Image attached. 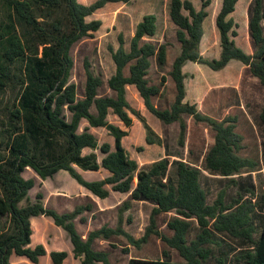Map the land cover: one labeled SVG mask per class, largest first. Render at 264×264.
<instances>
[{"label":"trees","instance_id":"16d2710c","mask_svg":"<svg viewBox=\"0 0 264 264\" xmlns=\"http://www.w3.org/2000/svg\"><path fill=\"white\" fill-rule=\"evenodd\" d=\"M112 1L130 0H96L88 5L80 0H0L5 9V18L0 21V97L8 94L7 102L0 103V264H12V254L25 256L33 263H39L40 257L47 254L42 243L30 246L31 219L41 215L51 217L68 234L79 264H113L111 252L97 246L99 240L123 236L129 243L123 251L128 253L130 246L141 248L151 235H157L164 243L163 257H131L128 264H264V213L258 212L259 208L264 209V191L258 201L253 200L256 192L252 176L259 171L260 162L241 155L245 146L243 136L236 130L237 117L217 120L184 101L183 72L187 61L220 70L236 59L264 84V0H252L250 5L253 54L237 45L235 22L227 19L237 0H223L216 19L222 52L220 58L213 59L200 50L203 21L212 0H200L199 10L191 0H169V17L180 44V52L168 72L175 87V99L169 108L156 104L160 86L151 84L148 76L153 58L158 67L166 65L169 46L168 42L159 44L146 39L157 33V16L153 13L144 15L137 24L129 50L124 46L122 33L118 36V48L109 46L116 66L107 80L110 94L100 93L105 80L85 59L86 83L83 95H79L72 80L73 47L92 37L102 25L100 19L87 21L86 17ZM165 81L163 75L161 84ZM128 85L137 88L146 108L164 124L179 122L181 147L188 130L187 116L208 125L215 142L205 156L204 169L212 175L230 178L227 185H237L239 194L226 202L224 188L213 203H208L200 168L183 159L171 161L169 155L143 167L130 158L122 143L129 131L109 121L110 110L127 128L133 124L130 113L134 114L144 125L148 144H161L162 138L131 106ZM83 120L88 124L81 131ZM260 120L264 124V108ZM91 127L106 128L115 139V149L109 142L100 144ZM84 148L100 149L102 161H98L96 152L84 154ZM77 167L93 171L104 167L110 175L87 180ZM28 168L42 179L66 170L100 198L110 195L106 188L110 184L114 191L130 193L125 207L131 200L152 203L145 234L135 238L121 225L104 224L84 237L76 220L86 223L88 217L84 213L98 209L97 204L90 201L72 211L59 212L45 205L41 192L33 201L30 190L35 180L23 175ZM244 172L248 173L246 178H242ZM245 191L253 197L245 198ZM170 212L174 216L167 220L166 227L171 235L158 227L159 216ZM194 229L196 232L190 238ZM171 249L183 260L173 261ZM67 257L66 250L50 251L53 264H63Z\"/></svg>","mask_w":264,"mask_h":264},{"label":"rangeland","instance_id":"374dc122","mask_svg":"<svg viewBox=\"0 0 264 264\" xmlns=\"http://www.w3.org/2000/svg\"><path fill=\"white\" fill-rule=\"evenodd\" d=\"M81 2L91 3L96 0H80ZM169 0H130L128 3L117 2L111 6H104L99 10V13L94 15L103 19L105 24L100 28V30L94 32L92 37H87L78 42L73 47V57L75 60V66L73 69L72 80L76 82L78 86V93L80 96L83 95L84 87L86 83V70L84 61L87 59L92 69L95 73H100L104 80L105 84L101 88V94H110V91L107 87L108 78L115 72V63L112 59L109 46H113L115 49L119 46V32H123L125 38V45L128 49L130 47V39L133 33V29L141 19V17L147 12H156L158 16V32L151 40L154 42H162L163 38H168L169 40L177 41L174 31L173 23L167 19V7ZM242 2L247 0H241ZM124 2V3H123ZM133 2V3H132ZM125 4L124 7H117L119 4ZM220 3V0H212V9L217 8ZM195 4L199 7V3L195 0ZM187 12V11H186ZM118 14L116 23H114L115 16ZM93 16V17H94ZM5 18V9L1 6L0 3V21ZM90 20V18L88 19ZM242 36V33H241ZM213 36L209 33L207 34L202 42V49L207 54V58H210L216 54L214 47H218L217 39L215 38L212 41ZM240 44L242 39L239 38ZM249 50V49H248ZM173 57V50L169 55V59ZM206 57V56H205ZM168 59V61H169ZM211 59V58H210ZM154 77V74H152ZM172 86L174 83L172 81ZM134 87V86H133ZM131 87V88H133ZM128 99L133 107L138 108V100L142 99L139 93L137 94L132 89H128ZM8 100V94L3 98L0 97V103L5 104ZM132 114V113H131ZM151 114V113H150ZM134 115V114H133ZM155 118L154 115H152ZM134 118L137 117L134 115ZM110 122L123 126L126 129V126L123 125L122 121L115 115L112 110L108 116ZM203 123V122H202ZM88 124L86 120H83L80 130ZM171 124L169 133L164 132L165 139L169 144H177V133L176 129L179 126ZM130 128V127H129ZM127 128V130L129 129ZM132 129V127L130 128ZM140 128V133H136L134 141L126 140V150L130 158L135 159L138 164L143 167V164L149 163L151 161H156L159 158L163 157L162 148L164 145L159 143H154V146L146 143L145 139V129ZM92 131V130H90ZM129 131V130H128ZM99 140V143L103 142H113V136L110 135L107 129L95 128L92 131ZM144 132V135H143ZM166 142V141H165ZM114 147V146H113ZM93 150L86 149L85 153L91 152ZM99 158V161L103 158V154L100 149L94 150ZM165 152V151H164ZM168 154L167 152L164 153ZM242 154L247 155L250 158L257 160V156L260 158V169L259 171L253 172V181L255 184V196L249 191H245L243 194L245 198L253 197V200H259L261 194L264 191V159L261 156V148H246L243 149ZM246 156V157H247ZM207 170L204 171L205 178H209L210 181H206L205 178H202L204 182V189L207 195V202L213 203L217 198L219 192L225 188L226 190V202H229L231 195L235 196L239 194V187L237 185H227L230 178L221 177L219 175H207ZM84 177L89 180L103 179L108 176V171L104 168H101L98 171L85 170ZM171 174V173H170ZM210 174V173H209ZM23 175L26 178H33L35 180L34 187L30 190V197L34 201L36 200V195L38 192L43 194V201L45 205L57 209L59 212L74 210V208L82 203H88L92 201L90 196H85L82 193L85 189L81 184H79L68 171H60L55 174L54 177L42 179L39 175L35 173L31 168H28ZM248 176L247 172H244L242 178ZM240 178L238 176H235ZM111 191V194L108 198L100 199L97 196L92 197L97 201L99 208L104 209L105 211H94L85 212L84 214L88 217V222L81 223L77 219V228L81 234L87 235L90 230L100 228L102 225L107 224L110 226L121 225L125 228L130 234L135 236V238H140L145 234L147 226L150 224V215L153 209V204L149 202L131 200L128 201L129 205L124 206L125 202L129 198V193L115 192L112 189L111 185H107ZM227 186V187H226ZM89 194V192H88ZM91 194V193H90ZM259 213L263 214L264 209L259 208ZM174 213H164L161 214L158 218V227L167 234L171 233L167 227L166 222L169 220ZM195 221H193L194 223ZM32 227L33 235L31 247L42 243L47 249V254L40 257L39 263H33L25 256H19L12 254L11 263L12 264H53L50 258V251L54 249L58 250H67L69 251L68 258L64 261L63 264H79V259L75 258L72 252V243L68 234L59 226H57L53 219L48 216H36L32 218ZM195 233V230L192 231ZM114 244V245H113ZM129 243L123 236H116L112 240H99L97 246L99 248L108 249L111 252V261L113 264H128V261L131 257H142L157 259L161 258L162 250L165 248L164 243L157 235H151L149 241L144 243L141 248L135 246H130V251L125 253L123 247L128 246ZM173 259L177 260L178 258L182 261L183 258L178 254L172 252ZM178 261V260H177Z\"/></svg>","mask_w":264,"mask_h":264},{"label":"crops","instance_id":"0c3cea01","mask_svg":"<svg viewBox=\"0 0 264 264\" xmlns=\"http://www.w3.org/2000/svg\"><path fill=\"white\" fill-rule=\"evenodd\" d=\"M191 1L193 2L194 6L196 7L197 10H199L201 8L200 0H197V2L199 3V7H197V5L195 4V0H191ZM93 2H95V1H93ZM93 2H91V3H93ZM117 2H122V1L107 2L104 6H106V7H107V5L111 6L112 4L117 3ZM251 2H252V0H247L244 2H242L241 0H237L235 10L227 16V19L232 18L235 22L234 28L237 30L238 34L234 37V39H235L237 45L239 47H241L248 54H253V52H254L251 37H250V32H249V19H250ZM82 3L87 4V5L91 4V3H86L83 1H82ZM123 3L119 4V6H117V7H111V8H119L121 6L124 7L125 4H123ZM125 3H128V2H125ZM168 3H169V1H168ZM222 5H223V0H220L218 7L212 9V1H211V4L208 7V16L203 21L204 34H203V37H202V40L200 43L201 53L207 57V54L202 49V42H203L204 37L207 34L210 33L213 36L212 41L216 38L217 43H218V47H214L216 54L214 56L210 57L211 59L220 58L221 52H222V47L220 44V31H219L217 24H216L217 15L219 14V12L221 10ZM103 7H101V8H103ZM101 8L97 9L93 14L87 16L86 20L91 21L94 19H100L99 17H95L94 15L98 14L99 10ZM184 12L187 13L186 11H184ZM150 13H153L157 16L156 12H150ZM146 14H149V12L145 13L144 15H146ZM144 15L141 17V19L138 21V23L140 21H142ZM166 15H167V19L170 21L168 9H167ZM115 17L116 18H115L113 24L116 23L118 14H116ZM89 18H90V20H88ZM101 21H102V25L100 28H102V26L105 24L103 19ZM137 24H136V26H137ZM171 24H172V22H171ZM172 25H173V31L175 34L176 28H175L174 24H172ZM136 26L133 29V33H131L132 34L131 39L135 33ZM158 28H159V24H158V16H157V32H158ZM120 33H123V32H119V34ZM241 33H242V36H241ZM155 35H157V33ZM154 36L153 37H146V39L151 40L152 38H154ZM239 38L242 39V43H244V45L240 44ZM131 39H130V42H131ZM124 40H125V38H124ZM163 42L169 43L168 51H167V63L163 68H160V67H158V65L156 63V59L153 58L152 59V65L150 67L148 76H149V80L151 81L150 82L151 84L160 86V93L156 97V104L159 105L161 108H169L175 99V87L172 86L173 85L172 79L168 75V72L171 69V66H172V63H173L175 57L180 52V44L178 43V41L169 40L168 38H165V39L163 38V41L158 42V43L160 44ZM124 46L126 48L125 43H124ZM129 48L128 49L126 48V50H129ZM172 50H173V57H171L169 59V55H170ZM168 59H169V61H168ZM115 70H116V66H115ZM183 72L186 75V77H185L186 97H185L184 101L189 102L191 104H195L197 106V108L202 113H204L208 116H211L217 120H223L224 118H226L228 116L237 117L236 130L244 138V141H243L244 146H245L244 149H246V148H261V156L264 159V135H263L264 124H262V122L260 120V113H261L262 109L264 108V84L261 83V81L258 77L254 76L250 72L249 67L246 64H244L243 62H241L240 60H236V59L231 60L223 69H220V70H214V69L210 68L209 66H207L205 64H200L198 62L187 61L183 66ZM152 74H154V77L152 76ZM163 75L166 76V81L163 84H161V78ZM133 86L134 85H128L127 86V94H128V89L134 90V92H136L137 94L139 93L137 88L135 86L134 87ZM131 87H133V88H131ZM127 98H128V96H127ZM138 103H139V107L138 108L134 107V108H136L137 110H139L141 112V114L147 119L148 123L153 127V129L156 131V133L162 138V145H164V148H162L161 151H163V157L169 155V158L171 161H173L174 159H183L185 162L200 168L202 170L201 184L203 187L204 182H203L202 178L206 177V176H204V171H205L204 159H205V156H206L208 150L211 148V146L215 142L214 132L205 123L196 122L192 116H187L186 121H187V125H188V130H187L185 145L183 147H181L178 144V137L180 134V124H178L179 126H177V129H176V133L178 134L177 135V144L171 145L165 139L164 132L169 133L168 131L171 127L170 125L174 124L173 127H175V125H177L175 123H179V122H174L171 124H164L155 115H154L155 118H153V116H152L153 114L146 108L143 99H139ZM131 116L133 118V124L131 126L132 129H130L131 128L130 127L128 129L129 130L128 135H126L122 139V143H123V146L125 147V149L127 148L126 147V140H128V142L134 141L135 137L137 136L136 133L139 134L140 128L141 129L144 128L143 123L138 118L137 119L134 118L133 114H131ZM123 125H124V123H123ZM120 127L123 128V126H120ZM95 128H101V127H91L90 130L93 131V129H95ZM123 129H125V128H123ZM126 129H127V127H126ZM144 129H143V131H144ZM145 132H146V130H145ZM143 135H144V132H143ZM143 138L146 141V133H145V137H143ZM112 139H113V142H111V140H110L109 143L111 144L112 149H115V147H113L114 143H115V139H114V137ZM150 145L154 146V144H150ZM86 149H91V148H84L83 149L84 154H89V153L94 151L93 149H91L93 151L85 153ZM164 151L167 152L168 154L165 155ZM242 151H241V155L246 157L247 155H245V154L243 155ZM163 157H161V158H163ZM257 160L259 162H261V160L258 156H257ZM98 161H99V158H98ZM101 161H102V159H101ZM101 161H99V162H101ZM152 162H154V161H151L149 163H145V164H143V166L149 165ZM101 168H104V167H101ZM77 170L84 177V175L86 174L85 170L80 168V167H77ZM61 171H63V170H61ZM64 171H66V170H64ZM91 171H93V170H91ZM96 171H98V170H96ZM108 173H109L108 174V176H109L110 172L108 171ZM207 175L212 176V174H209V172H207ZM205 179H206V181H210L209 178H205ZM87 180H89V179H87ZM95 180H97V179H95ZM98 180H101V179H98ZM136 181L137 180H135V183H136ZM107 185H110V184H107ZM107 185H106V188L108 187ZM80 189L83 190L82 193H84L85 196H90L92 201H94L97 204V208L99 209L98 211H105L104 209L99 208L100 206L98 205L97 201L92 198V197H95L96 195H94L87 188H85V189L80 188ZM107 189L110 191L109 188H107ZM88 192H89V194H88ZM115 192H118V191H115ZM110 194H111V191H110ZM129 195H130V193H129ZM108 197H106V198H108ZM231 197H232V195L229 198H231ZM98 198H100V197H98ZM100 199H105V198H100ZM143 202H147V201H143ZM82 204H84V203H82ZM79 205H81V204H79ZM70 211H72V210H70ZM64 212H66V211H64ZM170 213H172V212H170ZM32 218H34V217H32ZM76 222H77V220H76ZM31 223H32V219H31ZM76 225H77V223H76ZM195 232H196V230H195ZM169 234L171 235L172 233H169ZM194 234L191 233L190 238L193 237ZM83 236L86 237V235H84V234H83ZM54 250H58V249H54ZM173 251H174V253H176L178 255V253L175 249H171L170 250L171 259L173 261H177V260L181 261L179 258L177 260L173 259V255H172ZM67 252H68V256H69V251H67Z\"/></svg>","mask_w":264,"mask_h":264}]
</instances>
